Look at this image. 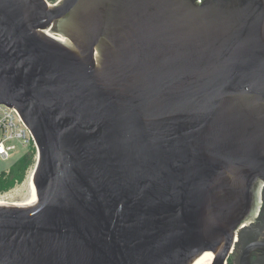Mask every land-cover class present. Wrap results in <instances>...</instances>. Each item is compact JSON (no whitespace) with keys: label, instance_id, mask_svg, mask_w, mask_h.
Masks as SVG:
<instances>
[{"label":"water","instance_id":"obj_1","mask_svg":"<svg viewBox=\"0 0 264 264\" xmlns=\"http://www.w3.org/2000/svg\"><path fill=\"white\" fill-rule=\"evenodd\" d=\"M2 103L38 159L0 264H223L264 182V0H0Z\"/></svg>","mask_w":264,"mask_h":264},{"label":"built area","instance_id":"obj_2","mask_svg":"<svg viewBox=\"0 0 264 264\" xmlns=\"http://www.w3.org/2000/svg\"><path fill=\"white\" fill-rule=\"evenodd\" d=\"M18 154L22 155L15 164L0 169V178L13 180L11 186L0 190V199L4 202L22 201L29 194L38 154L35 138L17 110L2 103L0 104V162ZM26 155L32 156L33 162L25 168L23 176L19 178L16 176V171L21 159Z\"/></svg>","mask_w":264,"mask_h":264},{"label":"flooded vegetation","instance_id":"obj_3","mask_svg":"<svg viewBox=\"0 0 264 264\" xmlns=\"http://www.w3.org/2000/svg\"><path fill=\"white\" fill-rule=\"evenodd\" d=\"M59 0H48L49 3ZM255 204L235 231L233 245L223 264H264V182L255 193Z\"/></svg>","mask_w":264,"mask_h":264},{"label":"bare ground","instance_id":"obj_4","mask_svg":"<svg viewBox=\"0 0 264 264\" xmlns=\"http://www.w3.org/2000/svg\"><path fill=\"white\" fill-rule=\"evenodd\" d=\"M59 39H61V38H59ZM30 188H31V190H30L29 194L22 201H18V202H6L5 201L4 202L0 199V203H2V204L9 203V204H14V205L33 203L36 199V189L34 188L32 183H31ZM212 257H213V253L205 252L202 255H200L199 257H197L195 259V261L192 262V264H210V262L212 261Z\"/></svg>","mask_w":264,"mask_h":264},{"label":"trees","instance_id":"obj_5","mask_svg":"<svg viewBox=\"0 0 264 264\" xmlns=\"http://www.w3.org/2000/svg\"><path fill=\"white\" fill-rule=\"evenodd\" d=\"M33 162L32 156L30 157L29 155L24 156L21 161L20 164L18 165V169L16 171V176L21 178V176H23L24 174V170L25 168L30 165ZM13 180L10 179H2L0 178V190H5L6 188H8L9 186H11Z\"/></svg>","mask_w":264,"mask_h":264},{"label":"rangeland","instance_id":"obj_6","mask_svg":"<svg viewBox=\"0 0 264 264\" xmlns=\"http://www.w3.org/2000/svg\"><path fill=\"white\" fill-rule=\"evenodd\" d=\"M21 155L22 154H18L8 160L0 162V169H4L5 167L12 166L13 164H15L21 158Z\"/></svg>","mask_w":264,"mask_h":264}]
</instances>
